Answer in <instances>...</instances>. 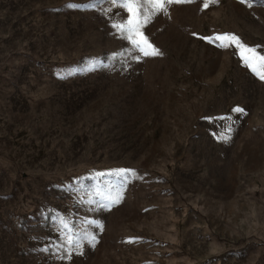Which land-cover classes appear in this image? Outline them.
I'll return each mask as SVG.
<instances>
[{
  "label": "rangeland",
  "instance_id": "374dc122",
  "mask_svg": "<svg viewBox=\"0 0 264 264\" xmlns=\"http://www.w3.org/2000/svg\"><path fill=\"white\" fill-rule=\"evenodd\" d=\"M94 2L0 0V264H264V0Z\"/></svg>",
  "mask_w": 264,
  "mask_h": 264
},
{
  "label": "snow or ice",
  "instance_id": "6c2138e0",
  "mask_svg": "<svg viewBox=\"0 0 264 264\" xmlns=\"http://www.w3.org/2000/svg\"><path fill=\"white\" fill-rule=\"evenodd\" d=\"M100 2V0H95L93 4L84 6V7H95V3ZM178 2H190V0H167V4L178 3ZM111 3L117 5L118 7L126 10L128 13L132 14V19H128L126 23L121 22L119 24H113V27L117 29L121 37L129 41L132 47L138 50L143 56H155L160 55L158 49L148 40L146 36L143 35L142 29L150 22V13L148 6L150 5L151 9L155 12H160L165 9V0H111ZM205 7H208V3H205ZM69 7H82L80 5H69ZM139 17V18H138ZM139 37V39L137 38ZM210 41H219L220 47L232 46L233 42L242 49V52L251 53V55L243 56V60L248 67L252 69L253 72H257V65L264 67V54L257 55L256 49L246 47L239 43V38L235 37L233 34H223L217 35L216 37L205 38ZM122 55V53L117 54ZM138 60L139 57L137 56ZM261 79H264V73H257ZM244 110L236 107L233 109V112L242 113ZM226 119V118H225ZM132 170H117L120 174V179L126 183L127 174ZM117 173H112L116 175ZM119 197L112 201V203H118ZM110 207V205H108ZM63 227L67 228L68 225L61 221ZM66 243L73 244L75 241L66 240Z\"/></svg>",
  "mask_w": 264,
  "mask_h": 264
}]
</instances>
